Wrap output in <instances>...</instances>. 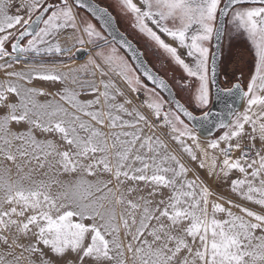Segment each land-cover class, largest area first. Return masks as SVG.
<instances>
[{"label":"snow or ice","instance_id":"6c2138e0","mask_svg":"<svg viewBox=\"0 0 264 264\" xmlns=\"http://www.w3.org/2000/svg\"><path fill=\"white\" fill-rule=\"evenodd\" d=\"M116 7L181 66L194 110L161 95L170 85L95 0H0V264H264V0ZM237 35L254 73L221 82Z\"/></svg>","mask_w":264,"mask_h":264},{"label":"rangeland","instance_id":"374dc122","mask_svg":"<svg viewBox=\"0 0 264 264\" xmlns=\"http://www.w3.org/2000/svg\"><path fill=\"white\" fill-rule=\"evenodd\" d=\"M97 1H99L103 5H106L114 12L115 16H117V20H118V24L120 28L126 31L129 37L135 40L136 43L139 45V47L144 50V52L146 51V57L149 60V62L152 64V66L157 71H159L162 75H164L173 84L176 91L178 92L177 94L179 95V97L192 110H194L190 102L192 90L191 89L180 90L174 83L175 81H179L182 78L186 77V73H184L181 66L176 64L169 54L165 53L162 49H159L147 37L143 36L142 34H139L138 30L134 29L131 26L132 25L131 18L120 14L117 10L116 4L118 0H97ZM10 11L14 12L15 8L14 7L11 8ZM80 16L86 17L88 19H92V17L87 12L81 9H80ZM92 22L97 23V21H95L94 19H92ZM97 26L99 27L98 23H97ZM162 38H165L166 42L173 43V46H175L174 42L171 41V38H166V37H162ZM212 44H213V41L210 42L209 47L213 51ZM185 51H186L185 49H182V48L179 49V52L182 58H184L186 62L191 63V58L185 55ZM212 51L210 52V57H211ZM254 53H255L254 47L246 35H237L231 40V42L225 41L224 46H223V55H222L223 67L221 68V72H226L228 75L227 77H225L224 75H221L222 76L221 82H223L226 78L233 82L235 80H238L240 76L243 83H246L250 75H252L255 70ZM88 54L89 53H87V55L83 59L75 58L74 64L72 66L86 62ZM22 67H24V65H17V69H20ZM209 67H210V58H209ZM4 79L5 77L3 75V71L0 70V80H4ZM141 79L144 81V83L148 85L149 88L153 87L150 84H148L142 76H141ZM188 79H191V78H188ZM32 83H33V86H36L38 88H43L45 91H50V92H56L61 87L59 83L53 84L51 82H45V81L33 80ZM120 83H121V86L124 87L123 82H120ZM161 95L166 99V97L162 93ZM88 98L90 97L81 96V99H88ZM38 99L41 102H43L45 100L52 99V97L51 96H41V97H38ZM145 99H147L145 93L141 92L140 94H138V101H143ZM0 114H3L2 110H0ZM37 135H38V138H43L39 132H37ZM204 139L205 138L201 137L202 141ZM170 146L174 150L178 151V148L174 143L171 144ZM185 160H187L186 155H185ZM213 187L215 188V185H213ZM217 191L222 192L225 196L229 195L226 185H224L222 188L217 189ZM232 198L236 199L234 195L232 196ZM249 206L251 207V205Z\"/></svg>","mask_w":264,"mask_h":264},{"label":"water","instance_id":"95a60500","mask_svg":"<svg viewBox=\"0 0 264 264\" xmlns=\"http://www.w3.org/2000/svg\"><path fill=\"white\" fill-rule=\"evenodd\" d=\"M95 2H96L97 4H99L100 6H102V7H107V6L102 5V4H101L100 2H98L97 0H95ZM107 8H108V7H107ZM108 9H109V8H108ZM82 10H84V9H82ZM84 11L87 12L86 10H84ZM109 11H111V10L109 9ZM111 12H112V11H111ZM112 13H113V12H112ZM88 14H89V13H88ZM89 15H90V14H89ZM113 15H115V14L113 13ZM118 26H119V24H118ZM119 28H120V26H119ZM120 31L123 32V33L125 34V36H126L131 42H132V44H133L134 47H136L139 51L144 52V50L141 49V48L139 47V45L136 43V41L133 40V39H131V38L129 37V35H128V33H127L126 31L122 30L121 28H120ZM212 48H213V51H212V53H211V57H210V68H211V58H212V56L216 53L215 40H213ZM87 53H88V50L77 51V52L75 53V58H77V59H83V58L87 55ZM222 55H223V53H222ZM222 55L219 57V61H222ZM142 59H144V60L146 61L144 67H146V68H148L149 70H151V72H152L154 75H156L157 77L163 78V79H164V80L170 85V87L172 88V94H171V95H170L167 91H162V90H159V89H158V90L161 91V93L166 97V99H167V100H171V99H173V98L178 99V100H180L181 103H184L185 106L189 107V106H188V105H187V104H186V103H185V102H184V101L178 96L177 91H176L175 87L173 86V84H172V83H171V82H170V81H169L164 75H162L159 71H157V70L152 66V64H151V63L149 62V60L147 59L146 55H145L144 57H142ZM132 63H133L134 66H136V62H135V61H132ZM218 71L221 72V68L219 67V65H218ZM139 74L145 79V81H146L148 84H150L151 86L155 87L154 85H152L151 81H148L147 78L143 76V69L140 70ZM210 75H211V73H210ZM218 79L221 81V80H222V76L219 75V76H218ZM212 93H213V97H215V93H216V85H215V84L212 85ZM228 103H233V100H232V99H229V100H228ZM234 106L239 107V101H238V100L235 101ZM189 108H190V107H189ZM190 110H192V109L190 108ZM218 110H219L218 107H214V108H213V111H218ZM225 112H227V109H225ZM225 119H228L227 115H225ZM214 131H215V130H214ZM206 135H207L206 133H202L201 137L205 138Z\"/></svg>","mask_w":264,"mask_h":264},{"label":"flooded vegetation","instance_id":"af4514ba","mask_svg":"<svg viewBox=\"0 0 264 264\" xmlns=\"http://www.w3.org/2000/svg\"><path fill=\"white\" fill-rule=\"evenodd\" d=\"M99 2V1H98ZM102 4V3H101ZM103 5V4H102ZM104 6H106V5H104ZM109 8V7H108ZM110 9V8H109ZM82 10V9H81ZM111 10V9H110ZM112 11V10H111ZM113 12V11H112ZM114 13V12H113ZM222 81V80H221ZM237 81H239V82H241L242 84H243V81H242V79H241V77L239 76V78H238V80H235V81H233V83H235V82H237Z\"/></svg>","mask_w":264,"mask_h":264},{"label":"trees","instance_id":"16d2710c","mask_svg":"<svg viewBox=\"0 0 264 264\" xmlns=\"http://www.w3.org/2000/svg\"><path fill=\"white\" fill-rule=\"evenodd\" d=\"M178 93V92H177ZM179 96V95H178Z\"/></svg>","mask_w":264,"mask_h":264}]
</instances>
